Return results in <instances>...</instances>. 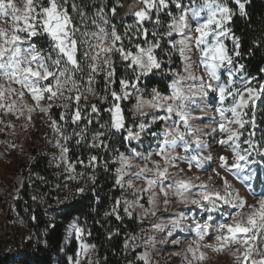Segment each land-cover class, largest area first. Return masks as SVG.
I'll return each instance as SVG.
<instances>
[{
	"label": "snow or ice",
	"instance_id": "obj_1",
	"mask_svg": "<svg viewBox=\"0 0 264 264\" xmlns=\"http://www.w3.org/2000/svg\"><path fill=\"white\" fill-rule=\"evenodd\" d=\"M249 2L112 0L110 7L102 3L90 15L76 0H0V133L11 129L15 135L16 125L5 117L23 119L27 130L34 114L46 116L59 152L55 167L63 168L70 182L88 175L77 166L98 167L102 158L91 150L106 152L114 134L125 131L128 141L140 142L144 134L155 139L150 151L132 147L112 158L114 186L121 195L104 213L117 220L121 211L141 222L152 220L141 229L144 235L129 234L124 241L125 250L142 249L135 257L139 264H155L156 236L165 231L169 238L186 234L168 241L179 249L170 255L182 264H204L209 251L229 255L233 264H264V191L256 193L249 183L258 178L253 166H264V146L254 139L264 81L250 77L239 63L241 37L231 27L234 17L248 14ZM161 54L169 57L168 64L173 54L178 56L182 71L167 68L165 90H142L145 77L165 73ZM118 65L124 68L119 76ZM101 78L104 95L96 89ZM89 96L108 107L102 110ZM132 99L134 115L141 118L136 130L127 127L122 106ZM54 108L61 109L58 118ZM101 111L108 113L107 122L100 123ZM209 112V124L197 126L195 121ZM68 125L74 126L71 133ZM153 126L158 131H151ZM70 142L86 146L87 158L73 160ZM0 144L16 147L10 141ZM108 166L104 161L105 170ZM193 168L207 172V179L189 175ZM95 181L94 174L88 175L82 186L70 189L72 196L85 194ZM174 203L188 211L170 212ZM158 213L169 215L165 219ZM68 235L77 243L70 264H100L97 245L87 239L90 231L74 222Z\"/></svg>",
	"mask_w": 264,
	"mask_h": 264
},
{
	"label": "trees",
	"instance_id": "obj_2",
	"mask_svg": "<svg viewBox=\"0 0 264 264\" xmlns=\"http://www.w3.org/2000/svg\"><path fill=\"white\" fill-rule=\"evenodd\" d=\"M246 10L248 14L237 15L231 25L235 34L241 37L238 60L246 66L250 77L264 81V72L260 71L264 69V0H250ZM254 40H259L261 46L255 47ZM228 45L231 47V41ZM142 85L162 88L159 80L152 76L146 77ZM110 148L109 141L106 152L91 150L102 158L98 167L92 169L96 181L85 194L75 197L67 194L62 178L55 175L47 156H38L28 164L24 174L31 182H24L12 209L6 212L0 233V264H70L69 258L74 257L77 249L76 241L68 240L69 225L74 222L91 232L89 241L97 245L100 264L133 263V251L125 250L124 241L130 233L136 232V222L104 215L119 196L114 186L115 166L111 164L108 170L103 166L104 161L109 160ZM89 151L86 146L72 145L70 156L73 160L86 159ZM33 196L37 199L33 200ZM65 197L70 203L64 200ZM58 198L62 202H58ZM33 216L37 217L35 221ZM110 233L116 234L110 237Z\"/></svg>",
	"mask_w": 264,
	"mask_h": 264
},
{
	"label": "rangeland",
	"instance_id": "obj_3",
	"mask_svg": "<svg viewBox=\"0 0 264 264\" xmlns=\"http://www.w3.org/2000/svg\"><path fill=\"white\" fill-rule=\"evenodd\" d=\"M70 3H71V0H70ZM76 3L84 7L85 11H87L91 15L95 13L96 8L100 6L102 3H107L108 6L110 7L112 4V0H76ZM126 22L130 23L131 18H127ZM148 26L151 27V25H148ZM161 58L165 61V73L157 74V75H150V76L157 78L160 84L162 85V88L157 87V86H154V87L159 88L161 90H165L167 87V84L170 83V78L166 74L167 68L175 67L178 70L182 71V65L179 60V57L176 56L175 54L171 56V61L177 60L178 61L177 64H173V63L168 64L167 61L169 60V57L166 55L161 54ZM118 68H119L118 76L124 74L123 66L118 65ZM144 79L140 82L142 90L144 88H146L147 90L152 88V87H144L142 85V83L144 82ZM115 87L118 89L119 84L117 83ZM96 89L99 95L105 94L104 93V81L102 78L99 80V83L96 85ZM88 99L92 103H97V106L99 108L108 107L107 103H101L95 97L89 96ZM134 103H135V100L132 99V100L124 101L122 106L124 107L125 112H126L127 127L133 128V130H136L135 125L140 122L141 118L134 115V109H133ZM60 111L61 109L54 108L52 110V115L58 118ZM195 114L200 115V113L198 112ZM212 115L213 113L209 112L208 117H206L203 121H200V120L195 121V124L197 126L204 127V125L209 124V120ZM5 119L11 120L12 123L16 125L15 135L12 134L11 129H8L5 132L0 133V140L13 142L16 144V147L7 148L6 144H0V195L2 196V200H3V207L0 208V233L3 231V226L5 225L4 219L6 217V212L12 209L13 202L18 197V194L22 189L21 183L24 184V182H31V179L29 177H26L24 173H25V170L28 164L31 161H33L36 157L47 156L49 158L48 162L50 164V167L53 169L55 175L62 178L63 185L65 183L69 184V188L67 189L65 188L67 194H72L70 189H75L77 187L82 186L85 180L88 179V175L93 174L92 169H83L80 166H77V171H85L88 175L80 179L78 182H70L66 180V174L64 173L63 168L55 167V163H56L55 158L59 156V152H58V149L53 146V142L55 140V134L48 127L46 116H43L42 118V114H39V113L34 114L33 126L29 127L27 130H24L21 127V125L24 123L23 119L17 120L15 119V117H12V116L5 117ZM108 119H109L108 113L103 111V115L100 116V123L107 122ZM256 125L257 127L255 129L254 139L257 145L264 146V106H261L259 110L257 111ZM73 127L74 126L72 125H68L66 128V131L68 133H71ZM92 127L99 128V124L94 123ZM207 130L208 129L205 128V131ZM151 131H158V126H153ZM126 135L127 133L125 131H122L121 133L114 134L112 138L110 139L111 148L109 151V160H108L109 166L111 165V160L114 156L118 155L119 153L127 154L129 152V149L132 147H136L139 151H145V152L150 151L155 147V139L150 134L142 135L140 142H137L135 140L128 141L124 139ZM204 139L208 140L210 139V137L205 136ZM72 145H75L74 142H70L69 144L70 149ZM192 147L195 148V145H192ZM212 147L217 152L220 151L219 146L215 145L214 142L212 144ZM179 151L181 152V154H183L182 150H179ZM205 155H207V153H205ZM180 167L186 168V165L181 163ZM212 167H215V165L213 164ZM258 169H259L258 172H256V176L258 178L254 177L252 180V187H254L256 193H260L264 191V166H258ZM189 175H192V176L198 175L200 176L201 180H206L208 173L201 171L199 169L193 168L192 172L189 173ZM233 182L236 184L237 187L241 189L242 195L247 194L245 190V186H243L239 180L234 179ZM216 183L218 184L219 181L217 180ZM92 186L93 184L89 182L88 190ZM117 190L119 191V196H120L121 191L119 189ZM124 194L128 195L129 198L131 199L130 193H124ZM142 202H145V201H142ZM181 210L188 211V209H186L183 205H178L175 203L169 209L170 212L181 211ZM158 215H163L165 219H167L169 214L168 213H163V214L158 213ZM121 216L122 218H126L127 220H134L136 222V225H137L136 232L130 233V234H137L138 236L144 235V233L141 232V229L143 228L147 230L152 222V220H145L141 222L138 219L129 218L127 216H124L122 211H121ZM75 223H78V222H75ZM79 225L87 229V227L81 224ZM184 235L186 234L176 232L174 233V237L172 238L183 239ZM145 238L147 237L145 236ZM172 238H169L167 236L166 231L163 233L157 234L156 248L152 250L153 260L155 264H182L180 257L170 255V253L179 250L176 246L168 242ZM72 239L74 238L68 235V240L70 241ZM87 239L89 240V237H87ZM141 250H142L141 248H137L136 251L133 252V256L131 257L133 259V263H130V264H139V262L136 260L135 257H136L137 252ZM97 258H98V253H97ZM204 264H233V262H232V258L227 254L218 255L216 253H212L209 251L208 259L204 262Z\"/></svg>",
	"mask_w": 264,
	"mask_h": 264
},
{
	"label": "bare ground",
	"instance_id": "obj_4",
	"mask_svg": "<svg viewBox=\"0 0 264 264\" xmlns=\"http://www.w3.org/2000/svg\"><path fill=\"white\" fill-rule=\"evenodd\" d=\"M249 183H250V185H252V181H250Z\"/></svg>",
	"mask_w": 264,
	"mask_h": 264
},
{
	"label": "crops",
	"instance_id": "obj_5",
	"mask_svg": "<svg viewBox=\"0 0 264 264\" xmlns=\"http://www.w3.org/2000/svg\"><path fill=\"white\" fill-rule=\"evenodd\" d=\"M145 89V88H144ZM149 91L151 90V88L150 89H148Z\"/></svg>",
	"mask_w": 264,
	"mask_h": 264
}]
</instances>
